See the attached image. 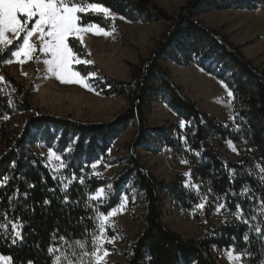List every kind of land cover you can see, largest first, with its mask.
I'll use <instances>...</instances> for the list:
<instances>
[{
	"label": "trees",
	"instance_id": "16d2710c",
	"mask_svg": "<svg viewBox=\"0 0 264 264\" xmlns=\"http://www.w3.org/2000/svg\"><path fill=\"white\" fill-rule=\"evenodd\" d=\"M72 2L80 6L98 3L131 23L165 22L168 30L147 64L130 66L131 82L106 77L97 81L96 89L102 95L121 97L129 103L128 110L109 125H90L41 113L28 91L5 67L13 58L11 52L22 45L24 34L6 48L0 45V145L4 148L0 155V255L11 257L9 264H28L30 260L33 264H68L69 260L97 264L99 248L93 254V245L100 247L101 218L119 206L121 195L126 194L129 199L137 198L142 230L134 239L119 227L106 230L108 237L119 239L125 247L122 264H219L214 251L226 250L243 256L245 264H264V245L254 230L250 232L248 225L236 219L240 214L235 210V204L241 203L244 217L252 225L260 224L264 231V69L247 59L239 46L197 20L205 11H255L257 5L242 0H189L179 14L171 15L152 0ZM81 15L84 25L94 22L104 30L112 29V20L103 13ZM69 46L76 55L90 60L88 49L79 41L70 39ZM167 62L196 66L231 90V119L222 122L212 118L187 98L163 66ZM77 70L83 77L100 72L94 63L78 65ZM159 101L185 122L183 128L179 124L157 129L148 126L150 104ZM23 113L29 116L21 132L16 133L9 118ZM130 125L136 127V137L127 145V155L111 159L113 143ZM36 143L61 156L63 179L43 157L35 155L32 147ZM227 144L236 149L237 160L228 159L221 151ZM161 149L169 150L176 161H188V188L181 178L159 181L145 165L140 151L156 154ZM100 161L122 170L113 179L95 176L91 164ZM232 170L236 179L230 183ZM101 187L104 199H92ZM244 188L250 191L244 193ZM249 196L259 199L250 201ZM46 199L49 204L44 203ZM169 202L184 214L195 213L203 230L205 222L214 218L217 204H227V209L220 208L222 221L215 229L206 230L202 240H186L163 220ZM201 203L203 211L198 207ZM252 216L257 218L253 220ZM13 224L17 225L15 231ZM17 233L23 241L18 239L13 244L12 236ZM246 233L250 236L248 245L243 242ZM85 252L88 255H83Z\"/></svg>",
	"mask_w": 264,
	"mask_h": 264
},
{
	"label": "rangeland",
	"instance_id": "374dc122",
	"mask_svg": "<svg viewBox=\"0 0 264 264\" xmlns=\"http://www.w3.org/2000/svg\"><path fill=\"white\" fill-rule=\"evenodd\" d=\"M152 1L169 14L177 15L189 0ZM242 1L255 3L257 10L205 11L197 16V20L239 46L247 59L264 69V0ZM89 12L91 11L87 13ZM107 17L112 20L111 30L100 31L93 25L86 31L69 37V40L79 41L89 51L90 60L77 55L81 61L79 65L87 61L97 64L100 68L99 74L70 79L66 77V82H61L57 72L50 70L51 66L45 63L51 59V55L40 50L41 44L36 37L30 41L36 46L34 52L27 57L13 56L11 62L5 64L7 71L28 91L30 100L41 113L54 117H71L78 122L90 125H109L128 110L129 103L126 100L121 97H106L96 89L95 85L99 79L105 77L119 82H131L130 66L148 63L169 25L165 22L131 23L111 13H108ZM6 37L13 39V43L16 41L11 33H6ZM1 46L6 48L10 45ZM76 66L78 65L74 60L70 71H75ZM163 66L170 71L172 81L183 89L184 95L196 102L212 118L222 122L231 119L232 97H228V89L223 83L196 66H179L172 62L163 63ZM78 79L82 82L78 83ZM150 108L147 123L151 129L170 128L173 124L181 125V120L165 102H153ZM28 116L27 113L15 115L9 118V125L16 133H20L22 124ZM135 137L136 127L130 125L113 143L109 151L110 158L125 157L126 147ZM3 149V145H0V155ZM32 150L35 155L43 157L52 171L63 179L64 163L56 151L47 148L43 143H36ZM221 151L228 159L237 160L238 154L232 144H227ZM140 154L145 165L159 181L172 182L181 178L184 183L191 185L190 175H186L190 173L186 164L182 160H174L169 150L161 149L156 154L141 150ZM57 156L60 159H57ZM96 165L92 173L101 178L113 179L122 170V167L104 161L97 162ZM104 197L103 192L96 199L103 200ZM199 209L203 211L204 207ZM141 215L142 211L137 198L133 197L128 199L125 206L121 207L119 204L115 208V214H108L101 218L103 230L100 247L96 254L97 264L124 262L125 247L117 238L109 242L110 237L107 236L106 230L119 227L127 236L134 239L142 230ZM194 215L195 213L184 214L169 202L164 211L163 220L171 230L184 239L195 241L202 240L206 230L215 229L222 221L221 209H218L214 218L205 222V230H203ZM105 250L107 255H104ZM214 255L219 264H245L243 256L232 250L220 253L214 251ZM238 255L239 260L235 259Z\"/></svg>",
	"mask_w": 264,
	"mask_h": 264
},
{
	"label": "snow or ice",
	"instance_id": "6c2138e0",
	"mask_svg": "<svg viewBox=\"0 0 264 264\" xmlns=\"http://www.w3.org/2000/svg\"><path fill=\"white\" fill-rule=\"evenodd\" d=\"M91 11L93 13H104L105 16L108 15L110 9L103 7L98 3H89L86 6H80L77 3L72 2V0H0V45H12L13 39L6 37V33H11L12 37L19 39L21 34H24L22 45L18 47L17 50L11 52V56L21 57L29 56L32 52L36 50V46L33 43H30L33 37L40 42V50L44 53H50L51 59L45 61V63L51 66L50 70L57 72L58 79L61 82H66V77L69 79L71 77H80L81 73L77 71H70L72 62L75 60L76 64H80V59L77 58V55L74 53L73 47L69 46V37H73L81 31H86L89 27H92L94 22H89L88 25H84L82 15H87V12ZM123 18V17H122ZM29 25H31L29 27ZM98 30L103 31L102 28ZM3 49L0 48V52ZM9 62H11L9 60ZM91 63L90 61L85 62L87 64ZM0 80H3V77H0ZM78 83H81V80H77ZM94 90V89H93ZM228 97L233 96V92L229 90L227 92ZM7 118V117H5ZM184 121H181L180 127H184ZM190 123V122H189ZM227 127V125H225ZM239 130V125L236 126ZM185 143L187 141L185 140ZM229 143H231L229 141ZM252 151V149H248ZM197 156L200 153H196ZM57 159H60L57 156ZM183 163L187 164L188 161L185 160ZM13 168L16 166V161L12 162L11 165ZM87 165H85L86 167ZM97 165L95 162L91 164V167L95 168ZM227 168V165H224ZM83 171V168L81 169ZM264 171V170H262ZM235 170H232V174L229 175L230 183L236 179L234 174ZM251 174V173H249ZM186 175H190L187 173ZM55 179V177H53ZM7 180V177H4ZM264 179V178H262ZM81 184H83V177L80 179ZM34 187L35 185H30ZM264 186V184H262ZM109 188L112 187L111 184L108 185ZM185 188L189 187L188 183L184 184ZM192 187H199L197 185H192ZM18 191V190H17ZM50 191H55V189H50ZM211 191V190H210ZM250 191L249 188H244V193ZM104 192L103 187L99 188L96 193V196H93L92 199H96ZM27 193H25V196ZM237 194L235 191H232V196L235 197ZM128 196L122 194L120 197L121 207L125 206L128 202ZM250 201L259 199L256 196H249ZM64 202H68V197H64ZM45 204H49V200L44 201ZM262 206H264V200H261ZM199 208H203V203L198 205ZM217 209L225 208L227 209V204H217ZM235 210L240 215L236 216V219L242 223L248 225L249 231L254 230L255 236L261 245H264V231L260 224L252 225L249 223V220L244 217V208L241 203L237 202L235 204ZM228 211H231L228 209ZM115 214V209L110 210L109 215ZM257 217L252 216V219L255 220ZM17 225L13 224V231H15ZM23 241V237L17 233L12 236V243L16 244L17 240ZM63 240L64 238L61 237ZM114 239V237L109 238V242ZM235 241V237H232ZM243 242L248 245L250 242L249 234L243 236ZM94 253L95 250H98L99 246L94 244ZM51 251V249H50ZM83 255H88L87 252ZM104 255H107L105 250ZM235 259L239 260L240 256H236ZM11 257L0 256V262L2 264H9ZM28 264H33V261H28ZM68 264H74L72 260L68 261ZM193 264H196L193 261Z\"/></svg>",
	"mask_w": 264,
	"mask_h": 264
},
{
	"label": "water",
	"instance_id": "95a60500",
	"mask_svg": "<svg viewBox=\"0 0 264 264\" xmlns=\"http://www.w3.org/2000/svg\"><path fill=\"white\" fill-rule=\"evenodd\" d=\"M1 256V255H0Z\"/></svg>",
	"mask_w": 264,
	"mask_h": 264
}]
</instances>
